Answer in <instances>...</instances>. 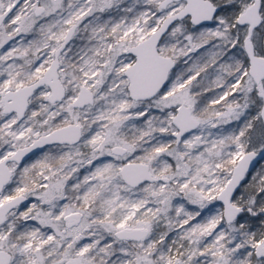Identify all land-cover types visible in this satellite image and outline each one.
I'll list each match as a JSON object with an SVG mask.
<instances>
[{
  "label": "snow or ice",
  "instance_id": "obj_1",
  "mask_svg": "<svg viewBox=\"0 0 264 264\" xmlns=\"http://www.w3.org/2000/svg\"><path fill=\"white\" fill-rule=\"evenodd\" d=\"M0 264H264V0H0Z\"/></svg>",
  "mask_w": 264,
  "mask_h": 264
},
{
  "label": "trees",
  "instance_id": "obj_2",
  "mask_svg": "<svg viewBox=\"0 0 264 264\" xmlns=\"http://www.w3.org/2000/svg\"><path fill=\"white\" fill-rule=\"evenodd\" d=\"M207 95H208L209 97H211V96L213 95V93H208Z\"/></svg>",
  "mask_w": 264,
  "mask_h": 264
}]
</instances>
